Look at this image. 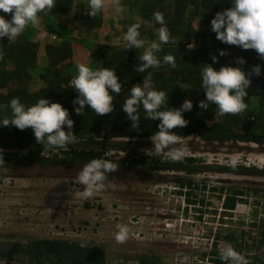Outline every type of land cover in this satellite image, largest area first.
<instances>
[{"label":"trees","instance_id":"16d2710c","mask_svg":"<svg viewBox=\"0 0 264 264\" xmlns=\"http://www.w3.org/2000/svg\"><path fill=\"white\" fill-rule=\"evenodd\" d=\"M86 1L89 2L84 0L76 7L75 0H55V8L47 14L49 17H57L69 16L74 12L75 21L87 31L104 29L105 13L101 11L95 17L89 16L91 10L86 8ZM121 3L131 15L138 14L141 21V39L149 43L158 42L156 30L161 25L154 20L153 14L156 11L163 14L165 26L169 29L172 39L167 44H161V51L156 53L161 60V66L148 69L144 73L135 70L140 64L139 54H142L144 49H126L125 43L91 45L89 62L82 64L88 67L96 66L100 60L101 67L116 71L122 84L119 95L112 93L114 112L104 116H97L89 106H85L82 116L76 115L74 111L78 105L74 106L73 100L77 98L78 93L72 88L70 81L78 75L80 65L75 62V58L79 56L73 50L76 48L73 45L74 40L69 43L51 42L52 40L46 37L43 46H39L24 34L10 42L7 37L0 38V54L3 55L0 60V106L9 105L14 98H18L26 108L33 106L41 98L49 100L50 103H60L68 110L69 118L74 121L72 131L76 135L75 142L67 145V150H44L43 145L36 143L31 128L21 131L13 126H0V149L3 150L4 162L27 169L37 165L49 167L54 164L83 168L93 159H104L118 166L116 172L106 174L107 180L115 179V174H120L123 169L141 171L162 166L181 169L183 165L163 164L156 158L154 160L146 151H138L134 147L127 149L125 144L115 142L118 139L148 140L158 131L160 121L147 119L142 106L139 111V128H132V122L122 111L124 101L130 97L131 87L137 84L142 86L143 77L149 72L152 74L154 90L164 91L168 96L161 110L179 109L185 100H190L193 104L192 110L183 114L184 119L189 121L188 126L173 130L181 140L195 135L204 143L236 142L264 147V91L254 83L247 90L248 96L244 101L247 109L240 114L221 116L216 105L210 104L207 111L198 106L201 100H206L205 92L201 88L202 66L211 64L217 71L223 66L242 67L247 73L252 66L260 65L261 71L264 70V60L259 59L254 50L245 51L237 46L226 45L217 40L216 34L211 31V20L216 13L231 8L234 0H121ZM137 20H131L129 23H136ZM195 20L205 29L209 41L200 40V35L195 33ZM47 29L50 35L62 36L61 31L52 27ZM189 44H193L194 48L189 49ZM221 50L227 55L219 56ZM165 55L175 57V68L163 63ZM213 55L218 60L215 64L211 59ZM40 56L46 59V66H39ZM237 58H243L246 64H236ZM34 73L38 74L41 88L31 92ZM109 91L111 93V90ZM11 116L10 107H0V121ZM64 130L67 132L66 126ZM81 141L86 142L87 147L85 143V146L74 145ZM112 149L125 152V156H108V151ZM187 161L190 164L198 162L192 158ZM187 185L190 186V195L197 196V193H194L197 189H193L191 183ZM2 253L8 263L23 255L27 264H107L105 250L64 239H31L26 245L12 243ZM139 261L140 264H163L158 256L141 257ZM218 263L228 264L225 260H219ZM255 264H264V261L259 258L255 260Z\"/></svg>","mask_w":264,"mask_h":264},{"label":"rangeland","instance_id":"374dc122","mask_svg":"<svg viewBox=\"0 0 264 264\" xmlns=\"http://www.w3.org/2000/svg\"><path fill=\"white\" fill-rule=\"evenodd\" d=\"M80 2L84 0H75L74 5L77 7ZM85 3L89 4L87 1ZM104 10L106 17L111 14L106 21L110 25L109 32H91L80 25L76 27L74 12L69 16H58L62 23L71 27L70 39L74 40L73 45L76 46L73 50L80 56L75 58L77 64L89 59L91 45L125 43L123 36L132 25L129 22L138 19V14L131 15L127 9L117 15L110 4ZM8 15L0 11V16L10 21L11 14L9 17ZM41 15L40 23L35 26V29L42 28L38 45L40 42L43 44L46 37L52 40L46 26V18L49 16L43 12ZM111 26L118 28L114 30ZM193 26L195 33L200 35V40L209 41L208 34L198 20L194 21ZM21 34L26 36V29ZM64 36L61 38L59 35L57 40L51 42H63ZM100 38L102 39L95 40ZM145 43L150 44L146 40ZM40 61V67L46 66L44 57L40 56ZM100 67L99 60V65L89 68L98 70ZM38 83V74L34 73L31 92L41 88V83ZM115 142L125 144L127 149L134 147L138 151H146L148 155H153L154 160L156 156L166 155L167 152L157 153L151 139ZM83 143L86 144L81 141L74 145L85 146ZM181 145H186L188 151L182 159L172 162L183 165L181 169L169 166L141 171L123 169L120 174H115V179H106L104 188L91 197L83 195V185H77L76 177L83 168L54 164L27 169L5 162L0 164V263L7 262L2 257V252L12 243L26 245L31 239H64L105 250L107 264H135L140 262L141 257L153 256H158L163 264H170L185 247L180 243L179 232L176 233L179 225L177 228L171 226V231L167 232V222L164 220L169 218L168 209L181 207L180 197L169 199L167 194L184 196L186 189L190 191V186L187 185L189 183L193 189H197L194 192L197 196L190 195L187 191L185 197L187 200L190 198L191 202L198 199L195 201L198 203L197 211L202 209L199 212H205L209 216L203 217L208 225L205 228L198 227L195 235H200L201 230L206 229V239L217 234L216 238L219 236L224 241H220L222 245L251 253L254 261L259 258L264 261V147L236 142L204 143L195 135L181 140L176 147ZM108 153L121 155L125 152L112 149ZM190 158L198 162L190 164L187 161ZM234 159L238 162L235 167L230 163ZM192 169L193 172H190ZM230 185L232 191H241L245 197L236 202L231 217L221 212V196L213 193L221 189L222 194ZM74 189L81 193H75ZM163 189L166 193L161 196ZM202 200L204 202L201 203ZM217 215L221 217L219 224L215 218ZM175 216L172 214L171 218ZM138 219L140 223L136 227L142 228V238H130L124 244H117L114 239L118 231L117 225H127L131 231L134 230L131 221ZM190 235L195 236L192 232ZM209 243L210 241L207 242ZM26 262L27 259L20 255L11 263Z\"/></svg>","mask_w":264,"mask_h":264},{"label":"clouds","instance_id":"9594fccd","mask_svg":"<svg viewBox=\"0 0 264 264\" xmlns=\"http://www.w3.org/2000/svg\"><path fill=\"white\" fill-rule=\"evenodd\" d=\"M109 4L117 15L122 14L125 10L121 0H89L91 9L89 16L95 17ZM55 6V0H0V11L11 14L10 21L6 20L4 16H0V38L7 37L9 42L14 40L29 24L38 25L40 23L39 13L47 14ZM153 15L155 22L161 25L156 30L158 42L153 41L145 47V40L140 38L141 21L139 19L128 27L123 36L126 49H144L138 57L139 67L135 69L139 73L161 66V60L156 53L161 51V44H167L172 39L169 29L165 26L163 14L156 11ZM211 31L222 43L237 46L245 51L254 50L259 59L264 60V0H234V5L231 8L216 13L211 20ZM53 40H57L56 37ZM188 48L193 49V44H189ZM225 55H227L225 51L219 52V56ZM2 59L3 55L0 54V60ZM211 59L213 64L218 62L215 55ZM163 63L172 68L176 67L173 55H165ZM235 63L243 66L246 61L243 58H237ZM201 68V88L205 92L206 100L199 102V108L207 111L210 104L216 105L218 114L221 116L237 115L247 109V104L244 102L248 96L247 90L252 84V77L261 76L260 65L252 66L247 73L242 70V67L223 66L217 71L209 64ZM70 84L78 93L77 98L73 100V105H78L74 108L78 116L84 115L85 106H89L97 116L113 113L112 93L119 95L122 89V84L114 69L100 67L98 70H92L84 64L78 66V75L73 77ZM166 100H168V96L164 91L154 90L152 74L149 72L147 76L143 77L142 86L137 84L131 87L130 97L124 101L122 111L132 122V128H139L141 106L147 119L160 121L158 131L150 139L157 153L167 150L165 154L175 163L183 158L188 148L186 145L176 147L180 144L181 137L174 134L173 130L188 126L189 121L184 119L183 114L190 112L193 104L190 100H185L179 109L161 110ZM0 107H10L12 113L11 118H4L0 121V126H13L21 131L31 128L36 143L43 145L44 150H67V145L75 142L76 135L72 131L74 121L69 118L68 110L63 108L60 103H50L49 100L41 98L33 106L26 108L18 98H14L9 105ZM65 126L67 132L64 130ZM126 140L128 141V139ZM107 155L114 156L115 154L107 153ZM117 155L123 157L125 153ZM152 158H154L153 155ZM155 158L160 160L157 156ZM160 162L173 164L171 161L160 160ZM230 163L235 167L238 162L234 159ZM0 164H4L2 149H0ZM117 170V164L111 161L93 159L78 173L77 185H83V195L91 197L104 188L106 174L114 173ZM74 192L81 193L76 189ZM117 228L118 231L114 236L116 243H126L130 229L127 225H117ZM221 258L225 261H232V264H248L245 257L231 246L223 249Z\"/></svg>","mask_w":264,"mask_h":264},{"label":"built area","instance_id":"2783aa9c","mask_svg":"<svg viewBox=\"0 0 264 264\" xmlns=\"http://www.w3.org/2000/svg\"><path fill=\"white\" fill-rule=\"evenodd\" d=\"M157 158L163 162L173 161L167 155H158ZM173 190L175 191L176 189ZM187 191L189 192V190L186 189V193L184 196L176 195L175 193L167 194L169 195L168 196L169 199L180 197V205H181V207L179 208L176 207L175 209H168L167 213L169 214V218L166 217L164 220V222H167V232L171 231V226L177 228V225H179V228L176 231V233L179 232L180 235L178 236V238L181 239L180 241L181 245L185 247V249L178 256H176L175 259L170 264H219L218 261L223 260L221 258V253L223 249L226 248V246L222 245L220 241L221 242L224 241L219 236L217 239L216 238L217 234L210 235L211 239H206V229L201 230V232L199 233L200 235L198 234L195 235V232L197 231L198 227L205 228L208 225V223H206L205 219L203 218L208 215L205 214V212L203 213L199 212L202 211V209H199V211H197L198 203H196L195 201H198V199H195L194 202H191L190 198L189 200H187V197H185L188 194ZM165 193L166 191L165 189H163L160 195L163 196L165 195ZM193 211L194 213H192ZM172 214L176 215L175 218H171ZM215 218H217V222L219 224L221 218L220 215H217ZM139 223H140L139 219L136 221H131V225H133L131 227H133L134 230L130 231L128 239L134 238L140 240L142 238V236L144 235L142 228L136 227ZM216 230L217 229H215V233L217 232ZM191 232L195 236H191L190 235ZM225 238H228V236ZM208 241H210L209 244H207ZM237 252H239L245 257V259L248 261V264H255L254 259L252 260L251 258L252 256L251 253H246L245 251H237ZM227 262L228 264H232V261L230 260ZM0 264H12V263L3 262ZM135 264H140V262Z\"/></svg>","mask_w":264,"mask_h":264},{"label":"crops","instance_id":"0c3cea01","mask_svg":"<svg viewBox=\"0 0 264 264\" xmlns=\"http://www.w3.org/2000/svg\"><path fill=\"white\" fill-rule=\"evenodd\" d=\"M85 5H86V8L88 9V10H91L90 9V7H89V4L87 5L86 3H85ZM102 12H105V10H103ZM10 15V14H9ZM9 15H8V17H9ZM39 15V17H40V21H41V17H42V15H41V13H39L38 14ZM108 15H110L111 16V14H107V17H108ZM107 17H106V21L109 19H107ZM111 18V17H110ZM74 25L77 27V26H79V23L78 22H76L75 21V19H74ZM35 26L36 25H31V24H29L25 29H26V36L33 42V43H35L36 45H38L39 44V38H41L42 37V35H40V31H41V27H40V29H35ZM46 26L47 27H52V29H55V30H57V31H61V35H65L63 38L65 39V41H67V43H69L70 41H71V33H70V31H71V27H69V26H67L66 24H64V23H62L61 21H60V17H47L46 18ZM111 28H118V26H115V27H112L111 26ZM103 31H106V32H109V30H110V25L106 22V24H105V28L104 29H102ZM102 30H90L91 32H93V31H102ZM57 36H59V35H52V40H53V38L54 37H57ZM61 38H62V36H61ZM38 39V40H37ZM102 38H100V39H95L96 41L97 40H101ZM37 40V41H36ZM65 41H63V42H65ZM39 46H43L42 45V43L40 42V45ZM80 57V56H79ZM74 58H75V56H74ZM89 62V59H87V60H85V63H88ZM39 64L40 63H42L41 61H39L38 62Z\"/></svg>","mask_w":264,"mask_h":264},{"label":"flooded vegetation","instance_id":"af4514ba","mask_svg":"<svg viewBox=\"0 0 264 264\" xmlns=\"http://www.w3.org/2000/svg\"><path fill=\"white\" fill-rule=\"evenodd\" d=\"M249 171V170H246ZM218 184H221V182H218ZM228 190H230V192H227ZM222 190L219 189V191H213L214 194L216 195H220L221 198L219 200L222 199L221 201V206H222V210L221 212L223 214H227L231 217L232 214H234L235 211V206H236V202L238 200H243L242 198H245L243 196V192L235 190L232 191V185L229 186V189H226L225 191H223L224 193H220ZM218 199V198H217ZM204 202L203 200L201 201V203Z\"/></svg>","mask_w":264,"mask_h":264},{"label":"water","instance_id":"95a60500","mask_svg":"<svg viewBox=\"0 0 264 264\" xmlns=\"http://www.w3.org/2000/svg\"><path fill=\"white\" fill-rule=\"evenodd\" d=\"M260 77H252V83L257 85L261 91H264V70L261 71Z\"/></svg>","mask_w":264,"mask_h":264}]
</instances>
